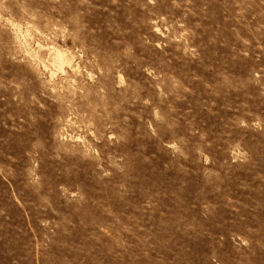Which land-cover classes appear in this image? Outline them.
Instances as JSON below:
<instances>
[{"label":"rangeland","instance_id":"obj_1","mask_svg":"<svg viewBox=\"0 0 264 264\" xmlns=\"http://www.w3.org/2000/svg\"><path fill=\"white\" fill-rule=\"evenodd\" d=\"M0 264H264V0H0Z\"/></svg>","mask_w":264,"mask_h":264},{"label":"bare ground","instance_id":"obj_2","mask_svg":"<svg viewBox=\"0 0 264 264\" xmlns=\"http://www.w3.org/2000/svg\"><path fill=\"white\" fill-rule=\"evenodd\" d=\"M63 56H64V55H63ZM63 56H62V57H63Z\"/></svg>","mask_w":264,"mask_h":264}]
</instances>
